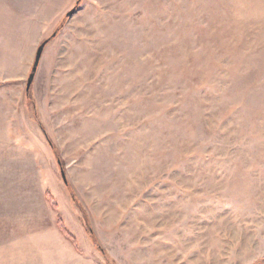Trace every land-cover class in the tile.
Segmentation results:
<instances>
[{
	"label": "rangeland",
	"instance_id": "1",
	"mask_svg": "<svg viewBox=\"0 0 264 264\" xmlns=\"http://www.w3.org/2000/svg\"><path fill=\"white\" fill-rule=\"evenodd\" d=\"M107 263L264 264V0H0V264Z\"/></svg>",
	"mask_w": 264,
	"mask_h": 264
},
{
	"label": "trees",
	"instance_id": "2",
	"mask_svg": "<svg viewBox=\"0 0 264 264\" xmlns=\"http://www.w3.org/2000/svg\"><path fill=\"white\" fill-rule=\"evenodd\" d=\"M79 1H80V0H79ZM71 13H72V12H71ZM69 15H71V14H67V16H69ZM58 30H59V29H58ZM57 32H58V31L56 30L55 33H53V35H52L51 37H49L48 39H45L44 41H42V42L40 43V45L44 44V46H45V45L49 42V40H51L52 38H54V37L56 36ZM32 67H33V66H32ZM35 72H36V69H35V70H32V69H31V72H30L29 76L32 74V76L34 77ZM33 77H32V79H33ZM31 84H32V82H31ZM30 89H31V85H30V87H29L28 89L26 88V97L31 101L32 93H31ZM52 147H53V145H52ZM54 148H55V147H53V149H54ZM61 168H62V166H61V164H60V170H61L62 179L64 180V182H65L66 184H68L67 179L65 178L64 173H63V170H62ZM72 198H73V200H74L75 202H77L75 196H72ZM78 207L80 208V205H79V204H78ZM82 213L84 214V212H82ZM83 224H84V227H85L86 231H87L88 234L90 235L91 239L94 241V243H95L96 245H98V242H96V238H95V235H94V233H93L92 227H91V225L89 224L88 217H87L85 214L83 215ZM58 227H59V230H60L61 233H63L66 237H68L70 240H72V242L74 241L73 237H72L71 235H69L68 232L66 231V229H65V227L63 226L61 220L58 221ZM98 246H99V245H98ZM98 246H97V247H98ZM99 249H100V251H101L103 254H105V252L103 251V249H102L100 246H99ZM107 262H108V261H107ZM107 264H110V263H107Z\"/></svg>",
	"mask_w": 264,
	"mask_h": 264
},
{
	"label": "water",
	"instance_id": "3",
	"mask_svg": "<svg viewBox=\"0 0 264 264\" xmlns=\"http://www.w3.org/2000/svg\"><path fill=\"white\" fill-rule=\"evenodd\" d=\"M68 14H71V12H69ZM44 48V44L40 45L37 49V53H36V57H35V60H34V63H33V67H32V70H35L37 68V65H38V62H39V59H40V55H41V52ZM32 74L29 76L28 78V81H27V89L30 87L31 85V82H32ZM257 264H262V263H257Z\"/></svg>",
	"mask_w": 264,
	"mask_h": 264
}]
</instances>
